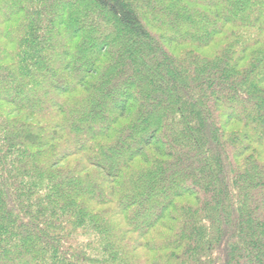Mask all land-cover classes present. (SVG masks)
<instances>
[{"label":"trees","instance_id":"1","mask_svg":"<svg viewBox=\"0 0 264 264\" xmlns=\"http://www.w3.org/2000/svg\"><path fill=\"white\" fill-rule=\"evenodd\" d=\"M0 264H264V0H0Z\"/></svg>","mask_w":264,"mask_h":264}]
</instances>
